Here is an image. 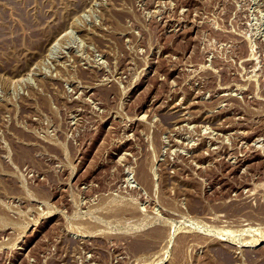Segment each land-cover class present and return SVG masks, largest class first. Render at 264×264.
Returning a JSON list of instances; mask_svg holds the SVG:
<instances>
[{
  "label": "rangeland",
  "instance_id": "obj_1",
  "mask_svg": "<svg viewBox=\"0 0 264 264\" xmlns=\"http://www.w3.org/2000/svg\"><path fill=\"white\" fill-rule=\"evenodd\" d=\"M0 264H264V0H0Z\"/></svg>",
  "mask_w": 264,
  "mask_h": 264
}]
</instances>
